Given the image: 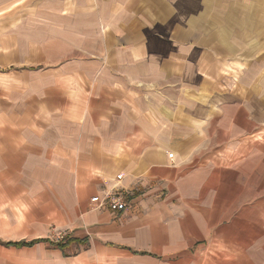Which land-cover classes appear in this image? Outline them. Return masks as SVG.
<instances>
[{
	"label": "crops",
	"instance_id": "1",
	"mask_svg": "<svg viewBox=\"0 0 264 264\" xmlns=\"http://www.w3.org/2000/svg\"><path fill=\"white\" fill-rule=\"evenodd\" d=\"M263 216L264 0H0V264H223Z\"/></svg>",
	"mask_w": 264,
	"mask_h": 264
},
{
	"label": "rangeland",
	"instance_id": "2",
	"mask_svg": "<svg viewBox=\"0 0 264 264\" xmlns=\"http://www.w3.org/2000/svg\"><path fill=\"white\" fill-rule=\"evenodd\" d=\"M261 135H257L256 138L260 139ZM261 173V172H260ZM259 181V183H258ZM262 178L260 177L259 179H257V185L261 184ZM26 213V210L24 209H10L7 211H4V215H3V219H7L8 217L6 216V214L9 215V217L11 219H14L15 223H16V234H20L21 232H23L22 228H21V224L23 223V214ZM9 218V219H10ZM264 218V216H263ZM0 219V220H3ZM264 222V219H262ZM5 221V220H4ZM6 222V221H5ZM249 228H251V226H249ZM0 234H5L7 233V229H10V226L4 225V226H0ZM254 229V233H255V239L256 241L254 243H249L250 244V249H249V253L252 252V245H254V251L253 253H255V257L254 258H247L246 257V253L247 252V248L245 247V245L247 244L245 239H246V235L248 234V227L246 226H240L238 227V239H240L237 243V248H238V252H239V256L235 257V256H231L229 254L227 250L228 247H226L223 243L222 245L220 244L219 246L216 245L214 246L215 249L213 250L214 256L215 253L222 255L223 254V258L220 259H211L208 258V260H215L218 262H223V264H246V262L248 261H253L254 264H264V224L261 225H254L253 226ZM48 236L46 237L47 239L49 238L52 241H57L59 243H66L68 242L66 237L67 234L65 233V231L61 228H57L53 223L48 227ZM65 241V242H64ZM220 243V242H218ZM221 247V248H220ZM244 247V248H241ZM6 255L1 254L0 255V260H4L6 259Z\"/></svg>",
	"mask_w": 264,
	"mask_h": 264
},
{
	"label": "built area",
	"instance_id": "3",
	"mask_svg": "<svg viewBox=\"0 0 264 264\" xmlns=\"http://www.w3.org/2000/svg\"><path fill=\"white\" fill-rule=\"evenodd\" d=\"M173 153H170L169 156L173 157ZM121 178V175L118 176ZM92 202L95 203L96 208H101L104 205H108L113 210H123L126 208V200L123 196L117 191H108L104 195H96L92 197Z\"/></svg>",
	"mask_w": 264,
	"mask_h": 264
}]
</instances>
